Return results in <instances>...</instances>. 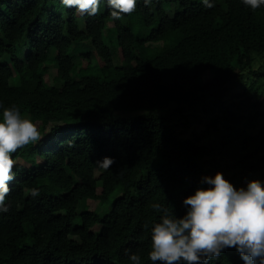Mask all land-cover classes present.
<instances>
[{
	"label": "trees",
	"instance_id": "1",
	"mask_svg": "<svg viewBox=\"0 0 264 264\" xmlns=\"http://www.w3.org/2000/svg\"><path fill=\"white\" fill-rule=\"evenodd\" d=\"M210 2L138 0L113 20L107 0L91 17L61 0H0V105L43 137L12 154L0 264H132V253L152 264L163 215L152 204L182 217L184 198L210 187L205 176L239 164L264 173V5ZM198 110L207 141L178 129ZM105 156L108 170L96 163ZM207 264L245 261L226 248Z\"/></svg>",
	"mask_w": 264,
	"mask_h": 264
},
{
	"label": "clouds",
	"instance_id": "2",
	"mask_svg": "<svg viewBox=\"0 0 264 264\" xmlns=\"http://www.w3.org/2000/svg\"><path fill=\"white\" fill-rule=\"evenodd\" d=\"M102 0H61L66 8H74L80 15L97 16ZM145 6L151 0H143ZM207 8L210 0H202ZM253 11L264 5V0H243ZM138 0H107L110 16L119 20L123 14L133 13ZM0 107H3L0 105ZM43 139L37 124L22 117L16 105L3 107L0 118V213L8 212L6 197L10 184L16 179L12 154L18 149ZM108 170L114 159L105 156L96 162ZM210 187H198L183 200L185 215L177 217L159 203L152 208L163 215L151 228L152 264H207L219 257L226 248H235L245 264H264V184L259 179L247 181L246 187H235L222 172L205 176ZM33 198L40 196L38 188L30 190ZM148 227L147 224L144 225ZM132 264H141L137 253L129 256Z\"/></svg>",
	"mask_w": 264,
	"mask_h": 264
},
{
	"label": "rangeland",
	"instance_id": "3",
	"mask_svg": "<svg viewBox=\"0 0 264 264\" xmlns=\"http://www.w3.org/2000/svg\"><path fill=\"white\" fill-rule=\"evenodd\" d=\"M111 45L112 47H114L115 44V35L113 33V39H111ZM92 61H95L96 63H98V59L96 57H93ZM84 63H86V60L83 61ZM54 73H46L44 75L45 80L48 82L51 80V78L53 77ZM240 89H238L236 83L233 85V87H230L228 89L225 90L224 95L226 96L225 98H231V96H235L236 94H239ZM227 106V105H226ZM231 108H233L232 105H230ZM22 117L27 118V115H23ZM178 123V129L182 131V134L184 136H198L200 139L207 141L209 138L206 135V125H208L210 123L209 121V113L204 112L202 110H198L196 112V116H190L188 120H185L183 118L177 119L176 120ZM186 121L187 124L186 125H182V122ZM263 123L262 120H258L255 121L253 124L254 126H249V132L253 133L256 132L255 129L259 128L260 125ZM225 157H227V160H229L231 162V158L230 156L226 155ZM155 164H161L162 163V159L160 157H156L154 159ZM219 167H214V169H218ZM100 173V169L99 168H95V176H98V174ZM224 177L226 179H228L230 182L233 183V185L237 188L239 187H246L247 186V181L252 180V179H259L262 184H264V173H261L260 170H256V171H252V170H248L244 167H242L240 164L239 165H235L232 168H226L224 172H222ZM263 174V175H262ZM87 203V207L92 208L94 207V205L97 203L96 202H92V201H86ZM80 205V204H79ZM79 208L81 209V207L79 206ZM106 209V208H104Z\"/></svg>",
	"mask_w": 264,
	"mask_h": 264
}]
</instances>
